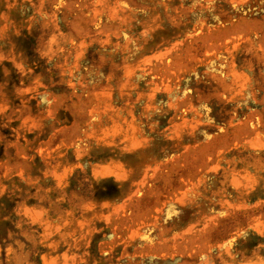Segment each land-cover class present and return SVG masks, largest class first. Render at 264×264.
Listing matches in <instances>:
<instances>
[{
    "label": "rangeland",
    "instance_id": "1",
    "mask_svg": "<svg viewBox=\"0 0 264 264\" xmlns=\"http://www.w3.org/2000/svg\"><path fill=\"white\" fill-rule=\"evenodd\" d=\"M0 264H264V0H0Z\"/></svg>",
    "mask_w": 264,
    "mask_h": 264
}]
</instances>
